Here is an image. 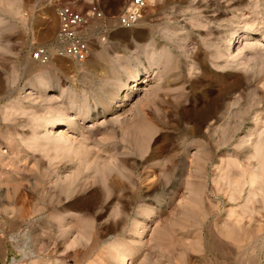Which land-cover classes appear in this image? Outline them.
<instances>
[{
  "label": "rangeland",
  "instance_id": "374dc122",
  "mask_svg": "<svg viewBox=\"0 0 264 264\" xmlns=\"http://www.w3.org/2000/svg\"><path fill=\"white\" fill-rule=\"evenodd\" d=\"M129 1L0 0V264H236L264 235V0H148L86 61L31 59L56 3Z\"/></svg>",
  "mask_w": 264,
  "mask_h": 264
},
{
  "label": "built area",
  "instance_id": "2783aa9c",
  "mask_svg": "<svg viewBox=\"0 0 264 264\" xmlns=\"http://www.w3.org/2000/svg\"><path fill=\"white\" fill-rule=\"evenodd\" d=\"M147 7L148 0H130L119 13L108 15L97 3L86 10L56 3L59 25L55 37L51 43L37 45L30 57L41 65L49 64L56 57L84 62L97 44L108 41L112 31L139 23Z\"/></svg>",
  "mask_w": 264,
  "mask_h": 264
},
{
  "label": "bare ground",
  "instance_id": "6f19581e",
  "mask_svg": "<svg viewBox=\"0 0 264 264\" xmlns=\"http://www.w3.org/2000/svg\"><path fill=\"white\" fill-rule=\"evenodd\" d=\"M245 37V36H244ZM137 86V85H136ZM135 89H137V87L135 88ZM131 93H132V91H131ZM124 98H123V103H125L126 101H128V100H130V94L129 93H126L125 94V96H123ZM104 102V101H103ZM105 104V103H104ZM96 106V105H95ZM94 106V107H95ZM110 105H108V107H109ZM107 107V106H106ZM106 107H104L103 108V112L101 113V114H105V113H108V112H110V111H108V108H106ZM111 107V106H110ZM102 109V108H101ZM92 111V110H91ZM59 112V111H58ZM58 112H57V115H58ZM84 112V111H83ZM100 112H101V110L99 109V106H96L95 108H94V110H93V112L91 113V114H85V113H78L77 115H81V117H82V119L83 120H86V119H92L93 120V114H96V113H99L100 114ZM56 115V116H57ZM65 116L67 117V116H69V115H67V114H65ZM101 116V115H100ZM55 122V121H54ZM65 123V120H63L62 122H57V123H52L51 124V127L52 128H55V127H60L59 125H63ZM135 124V123H134ZM145 125V124H144ZM143 127V126H142ZM148 127V126H147ZM142 135V134H141ZM136 136V135H135ZM140 136V135H139ZM138 136V137H139ZM141 137V136H140ZM133 138V140L131 141V144H132V146L134 145V147L135 148H139L140 147V138L138 139L137 137H132ZM144 138V137H143ZM10 141V140H9ZM9 144V143H8ZM59 144H61V143H59ZM58 144V145H59ZM58 145H57V147H58ZM63 145V144H62ZM62 145H61V148H62ZM64 146V145H63ZM60 147V146H59ZM58 147V148H59ZM77 151V150H76ZM19 152H21V151H19ZM75 152V151H74ZM84 152V151H83ZM76 154H78V151L77 152H75ZM79 153H80V151H79ZM83 154V153H82ZM81 154V155H82ZM78 155H80V154H78ZM82 156H84V155H82ZM120 161L124 164L125 163V161H124V159H120ZM90 164V163H89ZM245 167V166H244ZM104 169V168H103ZM99 170H97V172H98ZM105 171V170H104ZM104 171H99V173H104ZM108 172V171H107ZM107 174V173H106ZM105 174V176H107ZM245 175V174H244ZM108 178V177H107ZM110 180V179H109ZM112 181L110 182V183H112V185H115V186H123V182H121V180L119 179V177L118 176H113V178L111 179ZM74 183H75V180L73 181ZM73 184V183H72ZM70 186V185H69ZM136 195V194H135ZM29 197V196H28ZM134 199H135V197H134ZM31 202V201H30ZM23 203V202H22ZM25 204V203H24ZM24 204H23V206H24ZM46 207H50V206H46ZM70 209H78V207L79 206H77V204L75 205V204H71V205H69L68 206ZM25 209H27V208H25ZM30 209V208H29ZM48 209H52V208H48ZM90 209V208H89ZM22 210L24 211V208H22ZM42 210H44V209H42ZM49 210V211H50ZM26 211H28V210H26ZM52 211V210H51ZM54 211V210H53ZM52 211V212H53ZM32 212V211H31ZM36 212V211H35ZM29 213V212H28ZM26 214V213H25ZM29 214H31V213H29ZM16 217V216H15ZM22 218V217H21ZM238 234H239V232H238ZM240 235V234H239ZM253 235H256V236H254V238H252V239H254V242H252V243H250V246H242V245H240L242 242H244L243 241V239H241V237L243 238V236H239V238H240V240H239V242H237V243H239V251H238V253H237V256H236V259H235V262H236V264H258L259 263V261H260V259H261V256L262 255H264V244H261L262 242H264V235H258V233H255V234H253ZM237 236V235H236ZM238 237V236H237ZM98 238V237H97ZM261 239V241H259ZM256 240V241H255ZM243 244V243H242ZM216 247V249L218 250V251H221V247L222 246H220V244H219V246H218V243H217V246H215ZM220 247V248H219ZM223 248V247H222ZM226 249H228V248H226ZM228 251V252H227ZM225 250V252L226 253H230L229 252V249L228 250ZM230 251H231V249H230ZM126 253V252H125ZM127 254V253H126ZM220 254H222V256H223V249H222V253L220 252ZM227 254H225V256H226ZM125 256V255H124ZM228 256V255H227Z\"/></svg>",
  "mask_w": 264,
  "mask_h": 264
}]
</instances>
